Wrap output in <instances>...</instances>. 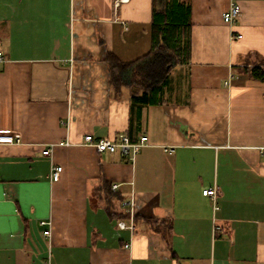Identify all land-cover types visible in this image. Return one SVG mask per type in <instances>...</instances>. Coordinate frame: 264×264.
Here are the masks:
<instances>
[{"label": "crops", "instance_id": "crops-1", "mask_svg": "<svg viewBox=\"0 0 264 264\" xmlns=\"http://www.w3.org/2000/svg\"><path fill=\"white\" fill-rule=\"evenodd\" d=\"M155 4L0 0V133L21 135L0 142V264H264V80L246 69L264 66V0H187L190 61L146 103L132 94L144 90ZM109 53L137 63L130 85L110 83ZM87 134L148 143L131 160ZM104 182L133 228L96 195ZM213 186L217 210L203 194Z\"/></svg>", "mask_w": 264, "mask_h": 264}, {"label": "trees", "instance_id": "trees-1", "mask_svg": "<svg viewBox=\"0 0 264 264\" xmlns=\"http://www.w3.org/2000/svg\"><path fill=\"white\" fill-rule=\"evenodd\" d=\"M187 0H156L152 20V49L142 58L144 72V90L141 94L133 92V100L146 103H158L164 87L169 81V72L176 65L186 64L191 58V22L190 7ZM110 83L119 89L130 85L127 72L136 62H124L115 54L106 55ZM260 80H264V66L253 65L246 68ZM107 182L101 184L96 195L103 202L111 218L126 219L130 211L122 205L124 198L112 189ZM138 217H134L136 224ZM163 220L145 219L151 226L157 227ZM158 229V227H157Z\"/></svg>", "mask_w": 264, "mask_h": 264}, {"label": "built area", "instance_id": "built-area-1", "mask_svg": "<svg viewBox=\"0 0 264 264\" xmlns=\"http://www.w3.org/2000/svg\"><path fill=\"white\" fill-rule=\"evenodd\" d=\"M241 15V7L237 2H232L224 13V20L227 23L234 24ZM236 38L242 37V34L234 35ZM4 61V56L0 51V62ZM229 83V82H227ZM21 141V135L15 132H3L0 133V142H19ZM84 142L86 144L95 146V148L99 152H115L120 151L124 157H128L133 160L136 154L140 151V149L148 143L147 136H141L137 141H131L127 135L121 134L117 138H95L92 134H87L84 137ZM44 155L50 156L52 153V146L47 147L43 151ZM63 167L61 165L53 166L51 170V179L58 180L60 178V174ZM117 184L113 185V188H116ZM203 194L210 196L213 199L214 210L219 209V205L217 204L218 197V187L213 186L211 188H206L203 190ZM123 206L127 207V203L123 202ZM41 224L46 226L44 229V235L50 236L51 234V221L50 220H42ZM118 226L120 228L131 227L133 228V224H128L125 220H118ZM129 246V243L125 244Z\"/></svg>", "mask_w": 264, "mask_h": 264}]
</instances>
